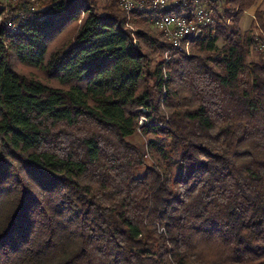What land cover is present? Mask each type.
Listing matches in <instances>:
<instances>
[{
  "label": "trees",
  "instance_id": "16d2710c",
  "mask_svg": "<svg viewBox=\"0 0 264 264\" xmlns=\"http://www.w3.org/2000/svg\"><path fill=\"white\" fill-rule=\"evenodd\" d=\"M189 2L169 61L118 0L0 4V264H264V10Z\"/></svg>",
  "mask_w": 264,
  "mask_h": 264
},
{
  "label": "built area",
  "instance_id": "2783aa9c",
  "mask_svg": "<svg viewBox=\"0 0 264 264\" xmlns=\"http://www.w3.org/2000/svg\"><path fill=\"white\" fill-rule=\"evenodd\" d=\"M7 3H13L17 0H5ZM125 2L126 5L132 10H140V7L145 5H153V7L165 6L173 3H183V0H120ZM221 9V8H220ZM219 9V10H220ZM32 10H34L32 8ZM7 18H19L23 17L21 10H17L14 16L7 15ZM11 19V20H12ZM150 21H153V24L156 28H159L163 34H165L166 42L169 45L167 56L174 52V50L179 49V43L182 41V34H187V32H195V38L202 33V30H209L214 26L221 25L220 20L218 19V10L202 4L201 15L196 19L195 22H187V20H182V18H162L154 19L153 17H148ZM9 26L14 30H17L16 24L12 20L9 23ZM15 26V27H14ZM215 29V28H214ZM213 29V30H214ZM260 49L264 51V44L261 42Z\"/></svg>",
  "mask_w": 264,
  "mask_h": 264
},
{
  "label": "bare ground",
  "instance_id": "6f19581e",
  "mask_svg": "<svg viewBox=\"0 0 264 264\" xmlns=\"http://www.w3.org/2000/svg\"><path fill=\"white\" fill-rule=\"evenodd\" d=\"M119 4L129 14L151 12L154 14V19L173 18V16H176V18H182V20H187V22H195L199 15H201L202 11V6L196 7V10L194 8L193 11L191 9L192 7L189 0H183V3H173L156 8L153 7V5H145L143 7H140V10L130 9V7L126 5L125 2L119 1ZM207 33H209V30H202V33L199 34V36H197L196 38L195 32H187V34H182V41L179 43V49L174 50V52H176L177 54L185 53L184 50L188 52L189 47L194 42V40L203 37V35ZM164 38L166 39L165 34ZM169 59L170 58H167V61H169Z\"/></svg>",
  "mask_w": 264,
  "mask_h": 264
},
{
  "label": "rangeland",
  "instance_id": "374dc122",
  "mask_svg": "<svg viewBox=\"0 0 264 264\" xmlns=\"http://www.w3.org/2000/svg\"><path fill=\"white\" fill-rule=\"evenodd\" d=\"M102 2H106L107 0H101ZM118 1H120V0H118ZM0 4L2 5V4H4V6H5V8H7L8 9V11H7V15H10V16H14L15 15V13H16V11H12L11 10V8H14V7H17L18 6V10H20V8H22V6H23V4H24V0H17L16 2H13V3H7L5 0H0ZM200 6H202V4H200L199 3V5L197 4L196 5V7H200ZM224 6V4L223 3H220V5H219V8H222ZM29 7V6H28ZM196 7H194L195 8V10H196ZM260 7V9H262V10H264V4H263V0H259V2L256 4V6L253 8V10H251L250 12H248V13H246L245 15H244V17L242 18V20H241V23H240V26H241V28L244 30V31H251L253 28H254V25H255V21H254V13H255V11H256V9L257 8H259ZM35 8L37 9V7L35 6ZM122 8V7H121ZM194 8H191L193 11H194ZM123 9V8H122ZM10 10V11H9ZM29 10H31V7H29ZM124 10V9H123ZM12 11V12H11ZM24 11H28L26 8L24 9V10H22V13L24 12ZM125 11V10H124ZM126 12V11H125ZM127 13V12H126ZM127 14H129V13H127ZM132 13H130L129 15H131ZM23 17H25V15L23 14ZM131 17V16H130ZM135 19H140V17H135V15H133V17L132 18H130V24H129V28L130 29H133V30H137L139 27H140V23H138L137 21H135ZM142 19V18H141ZM135 22H136V24H135ZM252 22H254V24H252ZM153 24V23H152ZM154 25V24H153ZM155 26V25H154ZM15 27V26H14ZM158 30H159V28H157ZM259 30V29H258ZM159 31H161V30H159ZM162 34H163V32H162ZM164 35V34H163ZM258 35H260V37H261V40H260V42H263V40H264V35L263 34H260V33H258ZM166 40V39H165ZM134 43L135 44H137V39L135 38L134 40ZM222 45V43L220 42L219 43V46H221ZM191 46H192V44H191ZM191 46L189 47V50H188V52L186 51V50H184V52L187 54H189L190 52H191ZM165 55H167V54H165ZM170 55H172L173 56V53H171ZM172 56H167L166 57V61H167V58H170V57H172ZM143 120H145L144 118H142V121ZM145 122V121H144ZM133 141H135V142H137V143H141V140H139V137H134L133 139H132Z\"/></svg>",
  "mask_w": 264,
  "mask_h": 264
}]
</instances>
